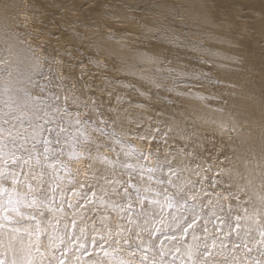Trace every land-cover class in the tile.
Listing matches in <instances>:
<instances>
[{
    "label": "bare ground",
    "instance_id": "1",
    "mask_svg": "<svg viewBox=\"0 0 264 264\" xmlns=\"http://www.w3.org/2000/svg\"><path fill=\"white\" fill-rule=\"evenodd\" d=\"M37 72L42 75L38 76ZM33 81L45 87V97L52 93L60 95L62 105L65 97L75 95L80 100H88L90 96L96 102V113L83 107L70 110L72 115L79 114L82 119L87 118L85 113H88L97 122L103 118L111 120L113 113L109 109L117 106L133 112L143 111V124L137 129L143 133L148 125L155 127L158 124L166 132L164 125L169 122V117H176L178 122L182 121V127L195 135L189 141L174 138L170 133L168 146L178 149L188 143V150L192 151L194 145H199L194 150L200 154L204 167L211 166L212 171L207 173L210 178L219 173L220 164L228 166L227 157L239 173L232 177L231 191L248 209L247 215L251 219L246 226L253 229L264 226V0H0V127L3 129L0 169L9 174L20 172V165L12 164L13 159H18L28 161L23 170L28 172L44 157L45 146L36 141L41 138L52 140L51 149L62 153L59 158L68 164V168L63 169L53 162L56 168L47 171L58 170L62 177L60 187L67 186L69 191L59 193V199L65 201L63 206L57 207L58 200L48 201L51 211L42 208L44 216L37 214L41 232L46 233L39 240V248L48 254L51 237L62 249L60 237H65L67 243L69 229L79 236V228L85 227L89 242L79 252L75 251L78 244H69L73 251L66 264H88L89 256L84 253H92L93 258L96 256L90 240L94 235L93 224L100 227L101 217L107 216L104 223L112 228L113 236L127 237L134 232L120 231V226L129 227L127 213L112 211L99 204L68 209L67 203L76 199L71 189L89 191L80 189L79 184L86 179L87 165L94 163L83 155L70 159L69 153H84L91 148V156L115 160V153L108 150L112 140L94 131L91 123L79 126L87 129L81 137L75 125L69 126L64 113L49 114L58 127L56 124L45 125L56 128L59 144L56 135L49 137L47 131L40 133L38 126L43 120L36 116L42 114L35 113L37 102L33 99L39 88H33ZM158 112L162 115L158 116ZM5 120L8 122L4 123ZM21 120H24L23 124ZM221 120L227 125L223 131L212 123L218 124ZM233 124L236 131L232 130ZM60 128L68 130L60 132ZM9 134L21 147L12 145ZM238 135L243 139L244 150L237 153L240 159L235 160L230 146ZM163 139L157 136L156 140L141 141L131 136L130 142L137 152L147 154L159 148L163 153L166 148ZM97 143L102 145L99 151L95 148ZM120 159L125 157L121 155ZM101 167L95 162V168ZM36 173V180L23 174L19 180L25 185H39V168ZM120 178L128 179L126 175ZM69 179L73 183L69 184ZM210 182L211 179L206 184ZM5 184L10 187L8 182ZM237 184L244 191H240ZM146 195L152 197L155 193ZM7 199V195L0 197L3 201ZM80 203L85 201L80 200ZM229 203L235 206L238 202L223 200L225 208ZM243 207L236 210L243 214ZM21 211L30 214L33 209L22 206ZM216 211L223 215L218 208ZM73 217L78 226L72 228L69 223L66 229L65 224ZM36 223L24 219L20 225L12 226L34 230ZM216 226L226 229L219 221ZM157 227L162 225L157 224ZM207 227L210 232L214 231L211 223H207ZM253 234L260 238L257 232ZM142 235L147 238L146 234ZM172 235L177 234L168 230L157 233L153 239L157 244L164 241L167 250L170 245L165 237ZM197 235L203 239L207 234L201 227ZM216 236L222 237L223 233H216ZM18 239L27 245L30 238L21 231ZM31 240L36 241L35 234ZM197 242L189 230L177 246L186 251V245ZM244 251L246 249H241L236 255L248 264L242 255ZM109 252L112 253V264L121 258L128 264H136L138 259L120 248L114 252L109 249ZM252 256L264 264V256L258 251ZM33 257L38 264L40 257L35 245ZM165 259L180 264L170 256Z\"/></svg>",
    "mask_w": 264,
    "mask_h": 264
},
{
    "label": "snow or ice",
    "instance_id": "2",
    "mask_svg": "<svg viewBox=\"0 0 264 264\" xmlns=\"http://www.w3.org/2000/svg\"><path fill=\"white\" fill-rule=\"evenodd\" d=\"M48 67L51 68V65L49 64ZM36 74L42 75L40 72ZM32 86L39 88V93L33 99L37 102L35 113L42 114L36 116V119L43 120V124L38 126L40 133L47 131L49 137L56 135V143L59 144V133L56 132V128H46L45 125L56 124L58 127L57 121L49 114L64 113L67 114L69 126L75 125L81 137L85 136L87 129H81L79 126L91 123L94 131H98L101 136L111 137L112 140V146L108 150L115 153L117 157L115 160L100 156L93 157L91 148H88L84 153H69L70 159L83 155L85 159L92 160L94 163L87 165L84 173L86 179L79 184L80 189L86 188L89 191L80 192L76 188L71 189L70 191L76 199L67 203L68 209L86 208L89 205L99 204L100 207L110 208L112 211L127 213L129 227L125 229L120 226V231L134 232V235L127 237L113 236L112 228L104 223L107 216L101 217L100 227L93 224L94 235L90 240V243L95 246L96 256L93 258L92 253H84L89 256L88 264H112L110 259L112 253L109 252V249L114 252L116 248L128 251L134 259L138 257L136 264H173V260L165 259L169 256L174 260H179L180 264H244V261L236 255L241 249H246L242 255L248 264H261V261L255 259L252 253L258 251L261 256H264V226H258L256 229L246 226L251 219L247 215L248 209L243 207L240 197L231 191L232 177L239 175L237 169L231 166V161L226 157L228 166L220 164L219 173L210 178L207 173L212 171L211 166L204 167L200 154L194 150L199 145H194L192 151L188 150V143L178 149L168 146L170 133L174 134V138H186L189 141L195 135L194 132H188L186 128L182 127V121L178 122L174 116L169 117V122L164 125L167 128L166 132L158 124L155 127L148 125L146 131L140 133L137 129L143 124L145 115L143 111L133 112L128 108L120 109L117 106V108L109 109L113 113L111 120L103 118L97 122L88 113H85L87 118L82 119L79 114L72 115L70 110L73 107L77 109L83 107L91 108L92 112L96 113L98 111L96 102L90 96L88 100H80L75 95L65 97L62 105L60 95L52 93L45 97L44 86L35 81L32 82ZM109 95L111 96V93ZM22 115L25 114L22 113ZM157 115H162V113L158 112ZM7 122V120L4 121V123ZM21 123L23 124L24 120H21ZM212 123L216 124L221 131L227 126L223 120L218 124L216 121H212ZM99 125H104V127ZM67 130V128H60V132ZM232 130H237L235 124L232 125ZM131 136H135L141 141L156 140L157 136H162L164 138L162 143L166 146L165 151L161 153L157 148L156 151H150L147 154L143 151L137 152L130 142ZM2 139L3 129L0 127V140ZM9 139L14 147H21L16 144V139L10 134ZM36 143L45 146L44 157L43 160H37L28 172L23 171L28 161L21 162L18 159H13L12 164H19L20 172L11 171L9 174L8 171L0 169V197L8 196L7 201L0 200V209H2L0 212V264H37L33 257L34 245L35 251L39 253L40 257L38 264H66L68 255L73 251L68 246L69 244H78L75 251L79 252L81 249H85L89 242L85 227L79 228V236H75L69 229L66 232L67 243H65V237L59 238L60 245H63L62 249L49 237L48 254L40 251L39 240L46 233L41 232L37 214L44 216L42 208L51 211L48 201L58 200L57 207L63 206L65 201L59 199V193L67 192L69 189L67 186L60 187L59 180L62 177L59 176L58 170L56 172L47 171V169L56 168V164L53 162L59 163L63 169L68 168V164L59 158L62 153L51 149L52 140L50 138H41ZM101 147L102 145L99 143L95 145L97 151ZM230 147L233 159L239 160L240 157L237 153L244 150L242 137L236 136ZM0 153H2V147H0ZM121 155L125 157L124 160L120 159ZM142 161H154V163L145 164ZM95 162L101 164L102 167L95 168ZM36 168H39V185L32 183L25 185L19 180V176L22 174L36 180ZM123 175H126L128 179H121L120 177ZM45 176L48 177L47 180L44 179ZM222 176L225 179H221ZM210 179L211 182L206 184ZM5 182H8L10 187ZM68 183H73V180L69 179ZM52 184H56V187H52ZM222 185L223 187H221ZM235 186L240 191H244L238 184ZM153 192L155 195L152 197L146 195V193ZM224 199L235 200L238 203L235 206L229 203L225 208ZM80 200H84L85 203L81 204ZM22 206L32 208L33 212L25 214L21 211ZM240 207H243V214L236 210ZM217 208L223 215L218 214ZM92 210L96 211L95 208ZM166 210L167 218H165ZM24 219L36 221L35 229H21L12 226L20 225ZM201 221L205 223L202 225ZM217 221L226 226V229L216 226ZM69 223L72 228L78 226L74 217L67 221L66 229ZM207 223L213 225V232L209 231ZM157 224L162 227H157ZM201 227L207 234L203 239L197 235V230ZM168 230L177 235L165 237L170 245L165 250L164 241L157 244L153 238L157 233ZM189 230L193 234V240L198 242L186 245V251H182L177 245L183 242V237L189 234ZM21 231L30 238L27 245L23 243L22 239H18ZM254 231L259 234V239L253 234ZM216 233H223V236L218 237ZM33 234L36 236L35 242L31 240ZM142 234H146L147 238ZM81 237H85V239L81 240ZM173 241L175 243H172ZM250 245H259V247L255 248ZM53 248L56 250L52 251ZM116 264H128V261L121 258L116 261Z\"/></svg>",
    "mask_w": 264,
    "mask_h": 264
}]
</instances>
